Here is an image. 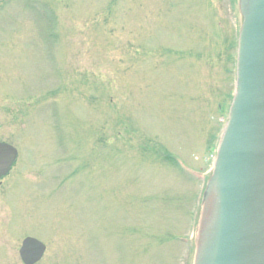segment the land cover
<instances>
[{"label": "rangeland", "instance_id": "374dc122", "mask_svg": "<svg viewBox=\"0 0 264 264\" xmlns=\"http://www.w3.org/2000/svg\"><path fill=\"white\" fill-rule=\"evenodd\" d=\"M245 11L0 0V138L20 152L0 184V264H25L27 235L47 245L35 264L197 263Z\"/></svg>", "mask_w": 264, "mask_h": 264}, {"label": "water", "instance_id": "95a60500", "mask_svg": "<svg viewBox=\"0 0 264 264\" xmlns=\"http://www.w3.org/2000/svg\"><path fill=\"white\" fill-rule=\"evenodd\" d=\"M244 4L236 90L203 203L204 209L213 193L218 208L201 264H264V0ZM16 154L12 145L0 142V177ZM45 250L43 241L28 236L20 254L25 264H35Z\"/></svg>", "mask_w": 264, "mask_h": 264}, {"label": "bare ground", "instance_id": "6f19581e", "mask_svg": "<svg viewBox=\"0 0 264 264\" xmlns=\"http://www.w3.org/2000/svg\"><path fill=\"white\" fill-rule=\"evenodd\" d=\"M214 194L210 193L205 201L204 209L202 212V221L200 225V236L198 238V255H197V264L202 263V259L204 258V246L208 244L211 240L212 227L214 224L215 211L216 207Z\"/></svg>", "mask_w": 264, "mask_h": 264}, {"label": "flooded vegetation", "instance_id": "af4514ba", "mask_svg": "<svg viewBox=\"0 0 264 264\" xmlns=\"http://www.w3.org/2000/svg\"><path fill=\"white\" fill-rule=\"evenodd\" d=\"M0 131H1V129H0ZM0 142H1V143H7V144L12 145V146L16 149V151H17L16 158L14 159V162H13V164L11 165L9 171H8L5 175H2V176L0 177V184H1V183H2V180H3L4 178L8 177V176L10 175L11 171L13 170V168H15V165H16V163H17V160L19 159L20 152H19V149H18V147H17L16 145L9 143L8 141L3 140L2 138H0ZM26 237H28V235L25 236V237L22 239V243H23V240H24ZM22 243H21V246H22ZM44 243H45V242H44ZM45 244H46V243H45ZM20 249H21V247H20ZM20 249H19V253H20ZM46 250H47V248H46ZM46 250H45V253H46ZM45 253H44V255H45ZM20 255H21V254H20ZM43 257H44V256H43ZM43 257H42V258H43Z\"/></svg>", "mask_w": 264, "mask_h": 264}, {"label": "trees", "instance_id": "16d2710c", "mask_svg": "<svg viewBox=\"0 0 264 264\" xmlns=\"http://www.w3.org/2000/svg\"><path fill=\"white\" fill-rule=\"evenodd\" d=\"M166 156H167V154H166ZM167 158L169 159V160H173L174 161V159L173 158H171V157H169V156H167ZM176 163H178V161L176 160Z\"/></svg>", "mask_w": 264, "mask_h": 264}]
</instances>
